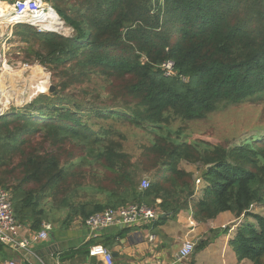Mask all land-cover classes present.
<instances>
[{
    "label": "trees",
    "instance_id": "16d2710c",
    "mask_svg": "<svg viewBox=\"0 0 264 264\" xmlns=\"http://www.w3.org/2000/svg\"><path fill=\"white\" fill-rule=\"evenodd\" d=\"M48 1L72 35L27 24L15 35L58 93L0 117V188L16 219L41 226L49 198L51 211L84 220L128 204L157 207L160 218L194 206L204 222L231 212L254 219L231 242L240 260L264 264V215L252 213L264 206V134L224 146L171 130L230 105L264 103V0ZM169 61L172 75L163 69ZM119 126L145 133L148 144L128 151ZM182 161L203 169L195 204L196 178Z\"/></svg>",
    "mask_w": 264,
    "mask_h": 264
},
{
    "label": "crops",
    "instance_id": "0c3cea01",
    "mask_svg": "<svg viewBox=\"0 0 264 264\" xmlns=\"http://www.w3.org/2000/svg\"><path fill=\"white\" fill-rule=\"evenodd\" d=\"M185 171L202 180L200 191H196L195 185V204L202 199L206 185L202 172ZM157 203L162 201L159 199ZM51 205L52 198L41 205L44 211L40 216L41 226H36L31 220L25 223L18 221L21 225L19 238L27 239L29 245L25 249L13 250L0 243V264L8 261L16 264H105L100 258L96 262L91 260L90 250L94 245L108 248L114 264L172 263L176 262L183 244L189 240L195 242L196 250L178 264H249L247 259L240 260L231 242L243 224L254 223L252 217L237 219L231 212H224L213 220L198 221L193 215L194 206H190L174 216L169 213L166 218L161 217L154 222L91 232L81 216L68 217L67 210L51 211ZM252 213L264 215V206H255ZM44 230L49 234L46 240L39 237ZM218 230L222 232L213 235ZM201 243L206 245L198 250ZM66 254L67 259L63 260Z\"/></svg>",
    "mask_w": 264,
    "mask_h": 264
},
{
    "label": "rangeland",
    "instance_id": "374dc122",
    "mask_svg": "<svg viewBox=\"0 0 264 264\" xmlns=\"http://www.w3.org/2000/svg\"><path fill=\"white\" fill-rule=\"evenodd\" d=\"M15 31L16 27L0 26V91L1 93L4 91L5 99L8 96L11 98L8 107H4V99L0 101V109L5 111L3 116L14 107L22 108L28 105L43 93L51 95L46 93V88L54 85L52 74L44 66L27 58L26 51L31 46L22 42L15 35ZM62 33L71 36L73 31L65 25ZM119 129L127 138L124 142L125 147L132 153L139 150L140 144L149 142V137L141 131L128 126H119ZM177 129H182V137L192 142L203 141L224 146L237 144L248 135L264 134V103L230 105L209 114L203 120L179 121L171 128L173 132ZM179 167L183 170H192L194 173L198 170L203 174L202 167L186 161H182ZM147 179L150 180L144 176L141 182ZM247 261L252 264V261Z\"/></svg>",
    "mask_w": 264,
    "mask_h": 264
},
{
    "label": "built area",
    "instance_id": "2783aa9c",
    "mask_svg": "<svg viewBox=\"0 0 264 264\" xmlns=\"http://www.w3.org/2000/svg\"><path fill=\"white\" fill-rule=\"evenodd\" d=\"M0 3L8 4L9 14L8 23L1 26L16 27L18 25L27 24L34 27L38 33H57L63 35L62 31L48 29L47 24H51V18L48 17L54 11L59 21L65 26L61 17L48 2V0H0ZM65 36V35H64ZM69 36V35H68ZM163 69L167 75H172L174 64L166 62ZM4 110L0 109V117L3 116ZM201 179H196V191H200ZM150 180H143L141 184L142 190L150 188ZM161 216V212L157 207H149L145 204H128L118 208H107L103 211L90 215L85 225L91 232L110 229L113 227H134L143 223L154 222ZM21 225L16 219L12 197L9 191L0 188V243L10 247L13 250L25 249L28 247V240H21L19 237ZM39 237L46 240L49 237L48 230L41 231ZM152 240L154 238L152 237ZM196 244L193 241H186L178 253L176 262L162 264H178L194 254ZM91 257L100 258L105 264H114L113 255L110 250L102 245H94L90 250ZM5 264H16L8 261Z\"/></svg>",
    "mask_w": 264,
    "mask_h": 264
},
{
    "label": "bare ground",
    "instance_id": "6f19581e",
    "mask_svg": "<svg viewBox=\"0 0 264 264\" xmlns=\"http://www.w3.org/2000/svg\"><path fill=\"white\" fill-rule=\"evenodd\" d=\"M7 11H8V4L0 3V26L4 23H8L9 14L6 13ZM48 17L51 18V24L46 25L48 27V29L60 31L64 27L63 24L59 21L58 16L54 11H52L50 13V15H48ZM42 87H44V85H42ZM3 92L4 91H2V93H1V91H0V101H2L1 99H4L5 103H3V102L2 103L4 104V107H8L10 105L11 98L8 96L7 99H5V97L3 96L5 93H3ZM2 96H3V98H2ZM25 102H27V101H25Z\"/></svg>",
    "mask_w": 264,
    "mask_h": 264
},
{
    "label": "water",
    "instance_id": "95a60500",
    "mask_svg": "<svg viewBox=\"0 0 264 264\" xmlns=\"http://www.w3.org/2000/svg\"><path fill=\"white\" fill-rule=\"evenodd\" d=\"M46 93H49L51 95L56 96L57 95V89L55 85H50L48 88H46ZM91 260L93 262L97 261V257H91Z\"/></svg>",
    "mask_w": 264,
    "mask_h": 264
}]
</instances>
